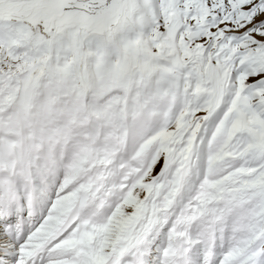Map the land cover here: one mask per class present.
Returning <instances> with one entry per match:
<instances>
[{
	"label": "snow or ice",
	"instance_id": "obj_1",
	"mask_svg": "<svg viewBox=\"0 0 264 264\" xmlns=\"http://www.w3.org/2000/svg\"><path fill=\"white\" fill-rule=\"evenodd\" d=\"M0 264H264V0H0Z\"/></svg>",
	"mask_w": 264,
	"mask_h": 264
}]
</instances>
